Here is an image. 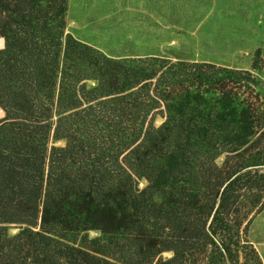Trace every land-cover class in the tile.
<instances>
[{
  "label": "trees",
  "instance_id": "1",
  "mask_svg": "<svg viewBox=\"0 0 264 264\" xmlns=\"http://www.w3.org/2000/svg\"><path fill=\"white\" fill-rule=\"evenodd\" d=\"M69 1L0 0V264H246L252 74L111 59L67 32Z\"/></svg>",
  "mask_w": 264,
  "mask_h": 264
},
{
  "label": "rangeland",
  "instance_id": "2",
  "mask_svg": "<svg viewBox=\"0 0 264 264\" xmlns=\"http://www.w3.org/2000/svg\"><path fill=\"white\" fill-rule=\"evenodd\" d=\"M151 4L153 0H70L66 30L111 59L159 57L247 71L255 79L254 90L264 105V0H156L158 26L171 27L152 39L148 29ZM160 123L157 119L156 125ZM224 160L225 154H219L215 163L221 167ZM258 171L254 178L260 186L264 169ZM145 185L144 180L139 181L140 189ZM239 206L245 216L243 239L248 243L241 248L246 264H264L263 189L243 190ZM17 231L12 228L9 234ZM170 256L163 254L164 258ZM240 264H244L242 258Z\"/></svg>",
  "mask_w": 264,
  "mask_h": 264
},
{
  "label": "crops",
  "instance_id": "3",
  "mask_svg": "<svg viewBox=\"0 0 264 264\" xmlns=\"http://www.w3.org/2000/svg\"><path fill=\"white\" fill-rule=\"evenodd\" d=\"M155 1L156 0H153V4H151V8L149 12L150 21H149L148 29H149V35L151 39L154 38V35L157 34L159 31L163 32L164 30H169V28L171 27L170 25H164L161 27L158 26V14H157V11L154 9Z\"/></svg>",
  "mask_w": 264,
  "mask_h": 264
}]
</instances>
